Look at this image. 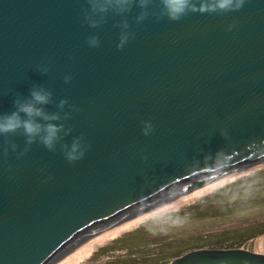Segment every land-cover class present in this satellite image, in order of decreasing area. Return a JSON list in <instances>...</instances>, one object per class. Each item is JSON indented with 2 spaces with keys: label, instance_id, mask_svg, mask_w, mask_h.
<instances>
[{
  "label": "water",
  "instance_id": "obj_1",
  "mask_svg": "<svg viewBox=\"0 0 264 264\" xmlns=\"http://www.w3.org/2000/svg\"><path fill=\"white\" fill-rule=\"evenodd\" d=\"M160 13L159 0H0V113L43 87L63 124L53 151L0 134V264H53L116 222L264 163V0ZM77 139L84 155L70 163ZM262 247L169 264H264Z\"/></svg>",
  "mask_w": 264,
  "mask_h": 264
},
{
  "label": "rangeland",
  "instance_id": "obj_2",
  "mask_svg": "<svg viewBox=\"0 0 264 264\" xmlns=\"http://www.w3.org/2000/svg\"><path fill=\"white\" fill-rule=\"evenodd\" d=\"M245 176H251L250 183L234 182ZM249 185H254V189H248ZM262 225L264 163L227 173L190 193L116 222L91 235L53 264H112L109 256L115 253L111 251L121 250L122 242L127 244V236L133 232L135 243L161 248V264H169L172 256L189 250L232 248L237 241L242 242L241 248L260 253L264 234L248 237Z\"/></svg>",
  "mask_w": 264,
  "mask_h": 264
},
{
  "label": "clouds",
  "instance_id": "obj_3",
  "mask_svg": "<svg viewBox=\"0 0 264 264\" xmlns=\"http://www.w3.org/2000/svg\"><path fill=\"white\" fill-rule=\"evenodd\" d=\"M131 3V0H129ZM141 6L148 3V0H139ZM161 5V16H167L168 19L176 21L181 19L189 12L199 13H214L237 11L245 3V0H159ZM141 15L138 19H143ZM94 26L95 24L92 23ZM127 27V24L124 25ZM128 35L122 33L118 48H122ZM91 46H96L98 40L96 37L89 39ZM65 82L70 81V77L66 76ZM52 93L43 87H33L29 90L27 97H18L13 101L14 110L9 113H0V134L8 135L21 133L26 138V145H31L39 142L44 145L49 151L55 150V145L60 139V132L63 129V124L53 123L59 121L61 116L59 113H50L45 106L51 102ZM66 100L61 99L58 107L63 109ZM68 114L65 113V116ZM142 134L147 136L152 131V124L149 121L142 122ZM70 131V129L68 130ZM17 145L11 144L12 150H15ZM7 151V149H5ZM27 151V147L24 150ZM84 155V149L81 147L79 140H74L71 147L65 152L66 159L71 163Z\"/></svg>",
  "mask_w": 264,
  "mask_h": 264
},
{
  "label": "trees",
  "instance_id": "obj_4",
  "mask_svg": "<svg viewBox=\"0 0 264 264\" xmlns=\"http://www.w3.org/2000/svg\"><path fill=\"white\" fill-rule=\"evenodd\" d=\"M250 180H251V176H245L242 179H238L237 181H234V182L239 183V181H240V182L250 183ZM254 187H255L254 185H249L248 189H251V188L254 189ZM260 227L261 228L256 233L250 234L248 238L263 235L264 234V225H262ZM135 235L136 234L134 232L129 233L127 236V237H129L128 238L129 240H126V241H128V243L124 244V242H122L121 245L123 246V248H121V250L119 249L118 251H116V250L111 251V253H115V254L109 256L110 257L109 262L112 264H153V263L154 264H161V258H160L161 248L156 247L157 245H155V244L153 246H149V245L147 246L146 245V247H144L143 245L140 244V242L135 243L134 242L135 241V237H134ZM133 242H134V244H133ZM241 244H242L241 241H237L236 245H233L231 247L232 248H241L240 247ZM228 247H230V246H228ZM154 249L156 250V252H153ZM162 249H164V248H162ZM143 251H144V253H142ZM170 252H169V254H170ZM163 255L165 256V253ZM180 255L181 254H179L177 256H172V258L178 257ZM165 258H166V256H165ZM172 258H171V260H172Z\"/></svg>",
  "mask_w": 264,
  "mask_h": 264
},
{
  "label": "flooded vegetation",
  "instance_id": "obj_5",
  "mask_svg": "<svg viewBox=\"0 0 264 264\" xmlns=\"http://www.w3.org/2000/svg\"><path fill=\"white\" fill-rule=\"evenodd\" d=\"M142 253H144V251H143ZM153 264H154V263H153Z\"/></svg>",
  "mask_w": 264,
  "mask_h": 264
}]
</instances>
